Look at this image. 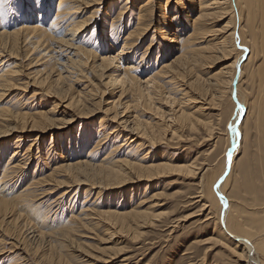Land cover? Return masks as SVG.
Instances as JSON below:
<instances>
[{"label": "bare ground", "instance_id": "obj_1", "mask_svg": "<svg viewBox=\"0 0 264 264\" xmlns=\"http://www.w3.org/2000/svg\"><path fill=\"white\" fill-rule=\"evenodd\" d=\"M98 1L103 0H0V97L7 91L11 93L16 86L22 89L21 86L26 87V84H28V80L22 82L20 64L12 65V62L9 61L15 56L27 60L26 65H40L41 68H32L27 73L28 77L31 75L32 84L35 83L40 88L26 99L33 97L40 99L41 94L55 97L57 100L62 98V101L65 102V108L73 110L72 112L79 117L81 115L86 117L97 115V109L101 108L98 101L103 99L102 96L105 92H110V96H112V99L106 102L109 103V107L103 110L104 114L96 123L90 126V130L84 132L81 126L78 127L80 134L77 135L75 143H72L71 133L61 139V141H64L61 143V150L65 144H67L69 155L77 149L86 150L87 153L84 158L79 157L66 163H58L55 167L53 165L50 172L53 177L46 174L51 178L46 179V176H44L46 179L44 181L53 178V182L59 186V184H62L63 178L61 177L60 180L57 177L65 172L63 175L70 180H67L68 182L77 180L79 182L82 179L90 182V187L100 188L118 186L133 180L144 179L150 181L166 172L187 171V173H191V171H196L199 168H197L198 161L196 163L195 160L188 164L177 163L172 158H164L159 153L157 158L144 161V159L142 160L143 156L140 155H143L147 149L152 150V148L160 146L159 143L162 140H167V137H165L167 130H164L166 125L164 123L166 122L163 123V126L162 122L160 123L155 118L157 117L155 115H159V118L163 115L162 112L160 113L163 110L159 111L158 108L159 105L165 106L166 104L161 103V100L181 104V102H185L183 100L185 98H180L175 93L180 92L179 94L183 96L188 92H193L198 98H201L202 95L206 94L208 87L213 88L216 91V100L220 101L227 95L231 106L230 112L225 114V121L228 124L226 127L227 137H225L226 143L221 156V163H218L217 166L218 171L209 172L210 168H207L203 173L206 178L204 179V175L201 174L203 179L200 181L202 195H204L212 209L217 208L215 210L214 225L216 234L212 240H216L215 242L221 245L223 244L229 252L237 253V259L244 262L242 264H264V0H157V6L156 0H139L136 1L138 2L136 4V22L133 28H128L129 30L121 37L122 23L126 21V25L131 26L129 24L131 23L130 18L124 20L125 11L123 10H126L125 7L119 8V10L116 9L118 10L116 16L113 17L112 14V16L107 17V14L114 11V7L110 6L107 9L108 12H105L101 23L97 22L90 29L86 27L94 18L95 10L89 11V14L86 15L88 11L85 9L91 3H97ZM123 3H126V1ZM154 15H158L159 19H156L157 17H154ZM82 16L83 18H81ZM221 19L224 21L221 22V26L215 28L211 24L214 20L219 21ZM153 21L157 22L155 33L159 34L163 40L164 53L170 47L173 49V43L178 44L177 47H174L169 62L163 61L155 64V60L154 63L151 62L153 58L147 60L148 58L145 57L151 46L155 44L153 42L154 38L149 41L147 50L142 55L138 56L137 54V42L143 38L145 28ZM101 24L108 26V28L99 30ZM171 25L174 31L170 33L168 28ZM186 27H189V30L186 36L181 37L180 35ZM82 32L89 33L88 38H84ZM209 35L215 37L208 41L205 36ZM199 39L209 43L207 42L205 45L197 43L196 41ZM109 41L114 43V46L119 45L120 48H117H119L120 55L126 56L125 58L130 62H126L127 64L125 63L124 66L116 65L115 68H110L109 66L114 63L116 56L102 55L108 48L106 43ZM162 46L163 44L159 42L158 48ZM215 55L223 58L234 55V58L211 75L208 76L207 74V77H202L201 74L204 72L206 63H211V60L216 57ZM58 61L65 63L63 65L66 67V74L62 75L63 71L57 70L58 72L53 74L54 77L50 78L49 73L53 71L56 64H59ZM251 63L252 67L249 73L247 72V79L250 82L252 94L244 99L241 84L244 80L246 67ZM24 64L22 68L25 66ZM44 67L47 69L44 70ZM115 71H118V73L114 74ZM143 71H147V78L140 81L139 74ZM87 74L92 76L89 77ZM72 77L74 80H71ZM67 79H69V82L66 81ZM61 80L62 82L63 80L68 82L66 89L57 88V90H54L56 85L61 83ZM78 82H80L81 89L76 87V90L73 91L71 87ZM167 84H176L173 88L175 93H172V97L170 96V88L166 86ZM97 95L99 98H97ZM22 96L17 91L13 97L19 100L23 98ZM252 97L253 100L250 101ZM187 99L198 100L195 96ZM15 101L13 100V102ZM18 102V108L16 106V109L10 111L13 113V117H9V106L0 105V134L2 128H4L2 129L4 132L6 131L5 134L8 133L6 129L10 125L8 121L11 118L14 122L13 127H16L14 130L19 129L22 132L27 129L28 131L38 130L43 133L46 129H49L50 123H54V125L57 123H55L56 118L53 115L55 113L52 114V110L58 105L57 103L51 101L48 110L43 111L41 109L37 111V109L30 113L24 110V107L32 109L33 105V107L24 106L21 103L22 100L20 103ZM59 103L61 104V102ZM178 106L176 108H178L179 113L176 116H174L176 112L174 113L175 109L172 108V105L167 108L169 114L172 112L173 120L176 118L182 119L181 126L186 125L197 131L199 121L192 119L190 109L186 111V109L180 108L182 105ZM146 111L151 112L147 117L145 116ZM242 116L246 117V120L248 117L253 119L254 132L258 141L257 145H259L256 153L258 164H254L252 167L248 166L250 171L248 170V177L245 178V185L252 194L251 208L247 215H245L246 212L243 208L235 205L234 200H232V197H234L232 193L226 191L232 173L237 166L235 159L241 142L240 129L244 121ZM204 121L203 123H205ZM179 122L176 121L178 125ZM113 123L114 125L111 126ZM207 124H204L206 134L211 137L213 130ZM170 126L167 127L170 128L171 138H175V134H177V138L185 136L179 134L176 129ZM81 130H83L82 134ZM180 130L182 131V128ZM29 136H34V138L24 147L21 144L22 139ZM39 138L40 135L38 134H21L17 136V140L15 139L9 145L0 148V223L8 217L7 213H11L13 219L14 217H16L15 219L20 218L23 215L26 220L23 224L21 222L23 220L18 218L21 220L20 224L22 223L28 227L29 221L32 219L34 227H37L35 230H38V233L40 232L39 234L42 235V233H45L42 228L48 223L49 217L43 211L38 213V209H42L41 204L36 203L38 206L34 207L35 202L32 203L31 201L32 196L35 195L34 186H38L40 182L43 183L41 181L43 176L40 177V173L36 174V171H41L42 168L38 163H35L32 169L35 160L29 162L30 158L34 157L31 147L34 145L37 148L39 147ZM51 141H53V134H51ZM94 147L99 148V152H93ZM97 154L101 156V158H98L99 160L95 158ZM194 174H197V172ZM49 182L47 181V183ZM210 205L207 206L210 207ZM36 208L38 209L36 210ZM100 214L109 220L112 225H117L120 229L125 230H132L133 226L137 228L139 225L151 221L150 213L137 207H130L129 210H106L100 212ZM40 216H42V222H39ZM13 222L10 221V223ZM37 223H40V225H37ZM28 229L30 230L29 227ZM5 230H8L7 226ZM58 230L57 233L63 235V237L65 236V238L72 236V231L68 229V226Z\"/></svg>", "mask_w": 264, "mask_h": 264}, {"label": "rangeland", "instance_id": "obj_2", "mask_svg": "<svg viewBox=\"0 0 264 264\" xmlns=\"http://www.w3.org/2000/svg\"><path fill=\"white\" fill-rule=\"evenodd\" d=\"M125 1L126 3H123ZM125 1L103 0V1H98L99 3L98 2L97 3L95 2L93 4L91 3L85 9L88 11L86 15H88L89 11L91 10H95V14H94V18L91 19V22L86 27L90 29L94 27V24H96L97 22L101 23L105 15V12L110 6L114 7V11L112 13L107 14L106 15L107 17L112 16V14L113 17L116 16L119 8L121 9L125 7L126 10H123L125 11L124 12L125 19L124 18L123 19L126 20V18H130L131 23L129 24L131 26L130 27L129 25L127 26L126 21L125 23H122V27L120 30L121 31L120 37L123 36V34L127 32V30L133 28L136 22L135 21L136 12H137L136 4L138 3L136 1L139 0H129V1L125 0ZM157 5L158 2L156 0V6ZM154 17H157L156 19H159L158 15L156 16L154 15ZM81 18H83V16ZM213 22L211 24H213V26H215L216 28L221 26V24L224 21L221 19L219 21L214 20ZM152 24H149L150 27L148 25L147 28H145L146 31L144 33L143 38L141 39L142 41L138 40L137 42V49H138L137 54L138 56H140V54L142 55L147 50L149 41L154 38L153 42L156 45L154 44L151 46V49L148 50L145 57L148 58L147 60H152L151 58H153V61L151 62L154 63L155 60L156 61L155 64H158V62L161 63L163 61L169 62L172 58L174 47H177L178 44L173 43L172 44L173 49L170 47L168 48V51L164 53L163 40L161 39L159 34L155 33V25L157 26V22L153 21ZM172 27L173 26L171 25L168 28L170 33L174 31ZM103 28L104 29L108 28V26L101 24L99 26V30ZM188 30L189 27H186L180 36L181 37L186 36ZM106 31H108V29H106ZM88 36L89 33L86 32V34L84 33L83 37L88 38ZM205 37L209 41V39L215 36L209 35ZM199 40H197L196 42L202 45H205L208 42V41H201V40L199 41ZM159 42L163 44L161 48L160 47L158 48ZM106 44H107L106 47L108 48L104 51V53H102V55L103 54L105 56L109 55V57L116 56L114 63L111 66H109L110 68H115L116 65L124 66L126 62L127 63L130 62L128 59L125 58L126 56L123 57L122 55H120L119 45L114 46V43L110 41ZM230 56H227V58L216 56L215 58H213L214 60H211V63L209 64L206 63L204 72L203 74H201L202 77H207V74L208 76L211 75L212 73L216 72L220 67H223L229 62H231L234 58V55H230ZM15 57L9 59V61L12 62L11 63L12 65L17 63H18L17 65L20 64L21 66L20 68L22 70L21 76L23 77L22 82H27L28 80V84H26V87L21 86L22 89H20L19 86L14 87L11 93H8L9 91L5 92L0 97V105L4 107L9 106L8 107V109H10L9 117H13L12 116L13 113L10 111H13V109L18 108L17 106L18 101H19L18 103H20L22 100L21 103L24 104V106L25 105L31 107L34 106L32 109L29 107H24V110L30 113H33L37 109H38L37 111L41 109L43 111L48 110L50 102L53 101L58 104L56 108L52 110V114L55 113L53 114L56 118L55 123L56 122L57 123L55 125L54 123L53 124L50 123L49 129H46V131H44L43 133L38 130L28 131L27 129L22 132L19 129L14 130V128H16L13 127L14 122L12 121V118L11 119L9 118L10 121H8V123H10V125L8 126V128L10 129L11 132L7 127H6L7 128L6 130L8 132L7 134H5L6 131L4 132V130H2L4 128L1 129L0 148L9 145L15 139L17 140V136H20L21 134L40 135L39 138L40 140L38 139L39 147L37 148L35 145L31 147L32 148L31 152L34 157H31L29 162L35 160V162H33L32 169L34 168L35 163H38L39 166H41L40 168H42L43 171L42 170L36 171V174L40 173L39 176L40 177L43 176L41 180L43 183L40 182L38 183V186H34L35 188L33 187L34 190L33 189L32 190L35 191L36 196L35 195H34L35 197L32 196L31 201L32 203L35 202L34 207L38 206L37 205L38 203L41 204L40 206L42 209L36 208V210L38 209V213L39 211L40 212L43 211L44 214H46V216L49 218H48V223L45 224V226L42 228L45 233H42L41 235L39 234L40 232L38 233V230H35V228L37 227H34V223L32 222L33 221L32 219H30L29 221L30 223L28 224V227L30 228L29 230L27 225L26 226L23 225L26 220L25 216L22 215L20 216V218L18 217L19 219L23 220L21 221L18 218L15 219L16 217H14L13 219L12 214L7 213L8 217L6 216L7 218H4L5 221L3 220L2 223H0L1 224L0 264H14V263L15 264H23V263L24 264H47V263L48 264H70V263L71 264H242L244 263L237 259L238 256L237 253L229 252V250H227L223 244L221 245L219 243H216L215 242L216 240H212L216 234L214 225L216 219L215 210L217 208L212 209L209 202H207L204 195H202L201 187H200V181L201 179H203L201 177L204 175L203 173L205 172V170L207 168L208 169L210 168L209 172H213V171L217 172L218 163L219 164L221 163V158H222L221 156L224 152L225 143H226L225 137H227L226 127L228 125L227 122L225 121V117H226L225 114L230 112V106H231V103L227 95H225L220 101H218L216 100V91L213 90V88L208 87L207 88L208 90L206 89V94L202 95L201 98H198V96L193 92H188L186 93L187 96L186 95L182 96V94H179L180 92L175 93V90L173 88L175 87L174 85L176 84L166 85L170 88L169 91L171 92V94L174 92L176 96L180 98H185L183 99L185 102H181V104H179L178 102L172 103L161 100V103L163 102V104L165 103L166 105L165 104H164L165 106L159 105L158 110L164 111L165 109L164 113L163 111H160V113L162 112L161 114H163L164 117L162 115L159 118V115H155L157 116L155 118L156 120H159L160 123L162 122L161 124L163 126L164 124H166L164 130H167L165 133V137H167L166 138L167 140L164 141L162 140L163 142L161 141L159 143L160 146L156 148H152V150L147 149L145 151L146 153L144 152V154L140 156H143L142 160L144 159V161L147 159L151 160L152 158H157V156H159V153H161V155L164 156V158H168V157L172 158V160H174L177 163L188 164L191 161L195 160L194 162L198 161V163L196 162L198 164L197 165L198 167L197 166L196 167L199 169H196V171L194 170L193 172L194 173L197 172V174H194L192 171H191L192 174L190 172L187 173V171L174 172V173L166 172L165 174L167 175L163 173L162 176L159 175V177H156L150 181H146L144 179L139 181L133 180L118 186L98 188L95 186L90 187L91 186L90 182H88L87 180L80 179L79 180L80 183L77 182L78 180L74 182H68L70 180L63 175L65 172H62L63 174L62 173L61 174L63 176L58 175L57 177L58 179L60 178V180L63 178L62 184L61 185L59 184L58 186L55 184V182H53L54 180L53 178H52L53 180L52 179L47 180L48 182L52 180L51 182L53 184L51 182L47 183V181H44L47 178L53 177L51 176L50 173L53 168V165L55 167L56 165H58V163L60 164L64 162L66 163L68 161L76 160L79 157L84 158V156L87 153L86 150L77 149L75 150V152L73 151V153L71 152V154L69 155V152L67 151L68 150L67 144H65L64 148L61 150L60 149L61 143L64 142L61 141L62 137L65 138L67 134L71 133L72 143H75V141L77 140L76 138L77 135L80 134V130H79L80 126L81 129H84V132L90 130L91 128L90 126L96 123L99 120V118H101V116L104 114L103 110L109 107L108 106L109 103L106 102L110 101L112 99L111 98L112 96H110L111 95L110 92L108 93L105 92L104 96H102L103 99H101V101H98L100 102L98 104L101 106V108L97 109L98 111L97 115L86 116V117L85 116L82 117V115L81 117H79L72 112L73 110L65 108L64 107L65 102L62 101V98H60V100H57L55 97H50L48 95L41 94L40 99L38 97L26 99L29 98L35 90H38V88H40L38 85L36 86L35 83L32 84L30 77L31 75L28 77L27 73L30 72L32 68H37V69H41V68L40 65L39 66L26 65L27 60L25 61L19 56H15ZM155 57L157 58L155 59ZM58 62L59 64H56L55 67H53L54 69L52 68L53 71L49 73L50 78H53L54 77L53 74H55V72L57 73L59 70L63 71L64 74L61 72L62 75L66 74L65 72L66 67L65 65H63L65 63H61L60 61ZM23 64L25 66L22 68ZM251 67H252V63L246 67L245 74L243 77L244 80H242V84H241L242 96L244 97V99L247 98L248 95L252 94L250 88V82L247 79V75L251 70ZM47 68H45L44 70H46ZM117 73L118 71L114 72V74ZM90 75L89 77L92 76ZM139 77H140V81L145 80L147 78V71H143L142 73H140ZM64 80L63 82L65 83H63L61 80L60 81L61 83L56 85V87L54 84L55 87L54 90H57V88L66 89V87L68 86L69 79L66 80L68 82ZM71 80H74L73 77ZM247 80L249 83L247 82ZM59 85L60 86L62 85V87H60ZM79 85L80 82L73 84V87L71 88L73 89V91L76 90V87L77 89H81L80 87L81 85L80 86ZM17 91L23 95L22 96L23 98L19 100L14 99L13 96ZM171 94L170 96L172 97L173 94L172 95ZM191 96H195L198 100L197 101H194L193 99L188 100L187 98H190ZM97 98H99L98 95ZM13 100L14 101L16 100L15 101L16 103L13 102ZM252 100L253 97L252 99H250V101ZM59 102H61V104ZM176 103L179 106L182 105V107L180 106L181 109H186V111H188L189 109L191 110V111L189 110V112L191 113L192 119L195 120L197 119L199 121L197 124L198 125L197 127L199 129L197 131H195V129L189 128L186 125L181 126L183 122L182 119L178 118L179 119L178 120L176 118L177 120L176 119L173 120L174 117L171 114L172 112L170 111L171 113L169 114V110H167V108H169V105L170 107L172 105V108L175 109L174 113L176 112L174 116L178 115L179 113L177 110L178 108H176V106L178 105ZM166 112L168 114H165ZM149 113L151 112H147L145 116L147 117ZM170 117L171 119H169ZM242 117L241 120L243 119ZM245 118L246 117H244L243 125L241 126L240 129L241 142L235 159L237 162L236 163L237 166L235 167L234 172L232 173V177L229 181V185L227 186L226 191L232 193V195L234 196L232 197V200H234L235 205L243 208V210H245L246 212L245 215H247L248 214L247 212L251 208L250 201L252 194L250 193L248 187L245 185V178L248 177L247 174L250 171V168H248V166L252 167L254 164H258V160H257L258 157L256 153L259 145H257L258 141L256 139V135L254 132L255 128H254L253 119L251 117L250 118L248 117L249 119L247 118L246 120ZM200 120L202 121V124ZM176 121L177 122L181 121V122H179L178 125ZM203 121L206 124L208 123L207 125H209L212 128L213 132L211 137H209L206 134L207 132L204 127L205 123H203ZM167 124L169 126L171 125L170 126L171 128L173 127V129H176V132H179V134H183L185 136H182L181 138H177L176 136L177 134H175V138H171L170 137L171 134L169 133L170 128L167 127L168 126ZM113 125L114 123L111 126ZM181 128L182 131L180 130ZM82 131L83 130H81V134L83 133ZM2 132H4V134H2ZM51 134H53V141H51ZM33 138L34 136L25 137L24 139H22L21 144L24 147H26L27 144H29ZM92 151L93 152L95 151L97 153L99 152V148L94 147ZM95 158L99 160L98 158H101V156L97 154ZM46 174L48 176L50 174L51 177H48ZM44 176H46V179L44 178ZM205 178L206 175H204V179ZM71 180L73 181V179ZM99 189L102 190L100 191ZM33 194L34 192L32 193V195ZM33 197L35 198V200ZM207 205H210V207H208ZM129 206L137 207L140 210H146L147 212H149L150 213L149 217L151 221L145 222L144 224L139 225L137 228L133 226L134 229L132 228V230L131 229L125 230V229H120L117 225L113 224L114 225L113 226L109 220H107L102 216V214L99 215L100 212L106 210H125V209L129 210L130 208ZM21 217L24 218L22 219ZM41 217L42 216H40L39 222H42ZM10 221L11 222L14 221V222L10 223ZM20 221L23 224L22 223L20 224ZM20 225L23 226L21 227ZM29 225L33 226L32 227L33 229ZM37 225H40V223L39 224L37 223ZM6 226L8 227L7 231L5 230ZM67 226L68 229L72 231L71 237L65 238V236L63 237V235L57 233L58 229L62 227L67 228ZM58 232L60 231L58 230ZM52 237L54 238V240ZM53 241H57V242H53ZM55 244L56 246L57 245L58 246L56 247Z\"/></svg>", "mask_w": 264, "mask_h": 264}]
</instances>
